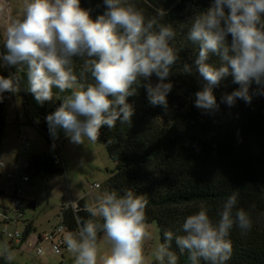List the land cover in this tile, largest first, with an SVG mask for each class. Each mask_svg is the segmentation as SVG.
<instances>
[{"label": "clouds", "instance_id": "1", "mask_svg": "<svg viewBox=\"0 0 264 264\" xmlns=\"http://www.w3.org/2000/svg\"><path fill=\"white\" fill-rule=\"evenodd\" d=\"M103 4L104 13L92 19L80 0H24L22 17L7 28L6 54L0 60L26 72L24 88L36 102L59 99L54 88L70 93L46 116L53 140L62 129L74 144H84L85 139L95 143L103 126L114 129L118 120L130 125L134 108L127 100L141 86L150 104L168 107L173 88L168 78L180 49L172 46L173 26L162 23L165 10L157 9L155 16L146 18L130 0H103ZM186 38L198 46L195 65L206 81L194 94L196 108L218 111L213 89L228 76L239 87L221 97L227 106L238 99L251 104L254 96H264V0H211L206 10L193 16ZM210 55L219 58V65L208 62ZM73 57L83 60L79 74ZM182 71L191 74V66L184 64ZM17 72L0 75V94L21 90ZM153 75L158 79L155 84ZM238 196L233 191L227 197L216 222L201 208L185 218L180 234L164 230V242L154 250L156 264H178L173 241L181 255L187 253L190 264H227L233 253L232 228L246 233L253 227L250 214L237 207ZM147 205L146 196L131 189L123 194L106 191L83 209L77 201L71 202L77 231H68L64 242L75 264H98V260L145 264L144 241L150 236ZM81 211L87 219L79 215ZM99 233L111 245L105 255H100ZM39 254H44L43 249ZM0 258L12 264L15 256L4 246Z\"/></svg>", "mask_w": 264, "mask_h": 264}, {"label": "trees", "instance_id": "2", "mask_svg": "<svg viewBox=\"0 0 264 264\" xmlns=\"http://www.w3.org/2000/svg\"><path fill=\"white\" fill-rule=\"evenodd\" d=\"M130 2L143 10L146 18L155 16L157 9L165 10L162 23L171 24L176 31L172 46L180 49L179 60L168 78L173 88L167 96V109L150 104L141 86L127 100L134 108L131 124L121 125L118 120L114 129L107 126L100 129L107 154L115 164L103 184L104 190L123 194L125 189H131L146 196L147 222L157 223L160 243L164 242V230L180 234L185 218L201 208L208 210L213 222L218 221L224 201L233 191H238L237 207L250 214L253 227L246 233L236 226L232 228L229 238L233 253L227 264H264V96H254L251 104L238 99L234 106H227L221 97L239 87L228 76L213 89L219 110L208 113L196 108L194 94L206 81L195 65L198 46L186 36L193 16L206 10L211 0ZM80 3L82 8L89 10L92 19L105 11L103 0H80ZM228 39L230 41L231 37ZM4 42L0 30V55L6 54ZM208 62L219 65V58L210 55ZM73 63L79 74L83 60L73 57ZM184 64L191 66V74L183 73ZM16 72V67L4 66L0 60V75L7 77ZM25 73L17 72L23 91L22 75ZM151 82H158L155 75ZM255 87L253 85L250 92ZM12 94H0V145ZM27 123L34 125L32 119ZM36 126L45 131L47 149L28 159L26 171L46 178L63 174V165L46 123ZM3 195L4 191L0 190V197ZM78 204L83 209L87 203L82 199ZM0 208L5 206L0 204ZM79 215L88 218L84 211ZM60 217L66 233L77 231L71 206L63 205ZM32 231L31 224L25 226L22 242ZM102 236L103 233L98 234V242ZM172 250L179 257L178 264H190L187 253L181 255L174 241Z\"/></svg>", "mask_w": 264, "mask_h": 264}, {"label": "rangeland", "instance_id": "3", "mask_svg": "<svg viewBox=\"0 0 264 264\" xmlns=\"http://www.w3.org/2000/svg\"><path fill=\"white\" fill-rule=\"evenodd\" d=\"M23 7L24 0H0V30L3 39L4 35L7 37V28L22 17ZM56 91L54 93L58 95L59 99L52 100V112L62 103L61 99L64 95L70 94ZM19 111L25 113L21 101H19ZM15 118L14 115L7 113L5 134L0 145V190L4 191V195L0 197V204L2 206L11 204L14 190L9 185L7 175L8 173L17 174L19 184L24 188L23 211L25 214L24 222L18 224V229L24 232L27 222L32 223L35 229L24 241L23 252L17 248L12 250L15 256L12 264H75L72 253L67 252L63 256L56 254L50 242L42 243L44 254L40 256L36 254L32 244L38 234L48 232L61 223L60 210L63 205L70 206L71 202H78L82 199L91 203L106 192L103 184L115 164L109 158L104 143L98 141L93 143L85 139L84 144H74L62 129H58V138L54 142L64 173L46 178L43 175H35L34 172H27L26 165L21 162L46 151L45 131L36 125L30 126L25 123L20 126V131H18L14 123ZM23 122L25 121H21V123ZM19 132L27 136L29 146L26 150L21 145ZM1 163L4 164V167L1 166ZM20 169L21 171H19ZM25 174L30 176L28 183L21 181ZM93 186L95 187L92 188ZM147 224L150 236L144 241L145 264H156L154 250L160 243L159 228L156 222H147ZM1 229L2 225L0 224V231ZM6 245L7 240L2 237L0 248ZM98 247L100 255H105L110 250L111 245L104 235L99 240ZM4 264H8V262ZM98 264H102V262L98 260Z\"/></svg>", "mask_w": 264, "mask_h": 264}, {"label": "built area", "instance_id": "4", "mask_svg": "<svg viewBox=\"0 0 264 264\" xmlns=\"http://www.w3.org/2000/svg\"><path fill=\"white\" fill-rule=\"evenodd\" d=\"M11 115H14L16 117L15 123H16V127H17L18 131H20L19 127H20L21 121H28V120L32 119L30 116L27 117L26 113L17 112V113H11ZM19 139H20V142H21L23 149L26 150L27 147L29 146L27 136L22 135L20 133ZM21 164H25L26 169H27L29 162H28V160H26L25 162L22 161ZM1 166L4 167V164L1 163ZM19 171H21V169ZM7 177L9 179V185L11 188H13L14 192H13V195L11 196L12 197L11 204L9 206H5V208H0V224L2 225L0 235H1V237L6 238L8 246H14V245L21 244L22 240H23L24 232H21L18 229V224L20 222H23L24 218H25V214L23 211L24 188L19 184L17 174L8 173ZM21 181L23 183H28L30 181L29 174L23 175L21 178ZM101 186H102V184H101ZM94 187L95 186H93L92 188H94ZM61 229H63V231H61ZM65 230L66 229H65L63 224H61V223L57 224L50 231L44 232L43 234H41L39 236L40 241L42 243L43 242H50L51 245L54 247V251L56 254L64 255L65 253L69 252L67 250V246L64 242V237L66 235ZM41 249H43V251H44V248L42 245H40L36 248V254L38 256L41 255V254H39V250H41ZM3 261L7 262L3 258H0V264Z\"/></svg>", "mask_w": 264, "mask_h": 264}, {"label": "crops", "instance_id": "5", "mask_svg": "<svg viewBox=\"0 0 264 264\" xmlns=\"http://www.w3.org/2000/svg\"><path fill=\"white\" fill-rule=\"evenodd\" d=\"M4 40H6L5 35H4ZM22 82H23V86L26 87V73L22 75ZM24 87H23L24 91L21 88V90L19 92L12 94V96L10 98V104L8 106V112L10 114L13 113V111H15V113L20 112L19 111V101H21V105H23L24 112H27L29 114V116L33 120L34 125H36L37 123H42V122L46 123V125H47L46 116L48 114L52 113V106H53L52 101H46L45 103H43L41 105V104L36 102V100L34 99V96L31 93L27 92ZM56 90L57 89L54 88L53 92H57ZM56 105H58V104H56ZM59 106H60V104L58 105V107ZM12 109H14V110L12 111ZM15 122H16V118H15ZM24 123L28 124L27 121H25L23 123H20V126L22 124L24 125ZM15 127H16V123H15ZM47 127H48V125H47ZM19 129H20V127H19ZM93 202H95V201L93 200ZM93 202H91V203H93ZM91 203H87V204H91ZM29 224L32 225L33 230H34L35 228H34L32 223L27 222L25 224V226H27ZM40 235L41 234H38L37 239L35 238V242L32 244L33 248H35V251H36V248L38 246L42 245V242L40 241V237H39ZM29 236L27 237V239L29 238ZM6 246L11 251L15 248L19 249L20 252H23V250H24V242H22L21 244H18V245H14V246H8V243H7ZM43 248H44V246H43Z\"/></svg>", "mask_w": 264, "mask_h": 264}, {"label": "water", "instance_id": "6", "mask_svg": "<svg viewBox=\"0 0 264 264\" xmlns=\"http://www.w3.org/2000/svg\"><path fill=\"white\" fill-rule=\"evenodd\" d=\"M97 141L101 142V143H105V137L102 134L101 130H100V134H99V137H98Z\"/></svg>", "mask_w": 264, "mask_h": 264}]
</instances>
